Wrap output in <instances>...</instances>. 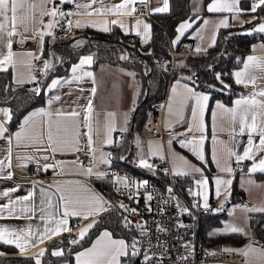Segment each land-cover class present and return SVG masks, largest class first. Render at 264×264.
I'll return each instance as SVG.
<instances>
[{"label": "crops", "instance_id": "obj_1", "mask_svg": "<svg viewBox=\"0 0 264 264\" xmlns=\"http://www.w3.org/2000/svg\"><path fill=\"white\" fill-rule=\"evenodd\" d=\"M244 1V3H243ZM32 2L38 5L37 8V20L28 24L29 31H24V25L18 24V33L22 35H17L13 37V46L12 51L16 53L14 57L16 63L15 66H9L11 70V76L14 84H23V83H30L32 88H40V80L39 77L42 73H33L31 71V64L32 60L35 57H41L43 61L49 60L45 56V49L47 45L48 38L52 36H45L44 37V44H43V52H40V44L39 39L33 38V33L35 31L41 30V25L39 23V5L41 4V0H32ZM60 2V0H56V3ZM81 2H86V0H81ZM121 0H104V3L107 5L117 4L120 3ZM210 0H208L205 5L202 4V0H194L193 3V13L187 16L184 19H181L177 23V29L179 25L183 22H188L191 26L184 30L183 34L177 32L171 38V46L172 48H182L183 44H187L188 50L191 52H205L208 48L213 44V40L215 41L217 38V34L219 29L221 28L219 22L222 19H227L229 26L234 25H241L247 21H251L257 18L258 13H251L248 11L254 0H240L239 7L243 10L241 13H210L207 11V5L209 4ZM100 5H94L93 7H99ZM162 6V0H148L147 8L152 13L151 9L153 7ZM203 8L206 9L203 12ZM75 10V4L71 3V11ZM145 10H137L134 16L122 17L125 21V24L128 26V32L126 33L124 29H122L118 24H109L108 27L111 29L113 26H117L122 33L126 34L127 36L133 32H136L135 28L133 27L135 21L137 19L143 20L144 22L151 25L150 16L145 12ZM153 14V13H152ZM67 19L75 20L81 19L82 21L85 20H102V19H117L115 16H108V17H101L93 15L91 17H76L71 16L67 17ZM49 17L45 16L44 21L47 23ZM207 21V23H205ZM260 23H264V18H260L255 20L249 27L248 30H254L258 27ZM100 25L96 27H81V28H93V29H100ZM77 29L73 26L71 29L67 28L66 20L60 21V26L53 29V36L64 34L65 32L73 31ZM79 29V28H78ZM141 35L137 38L141 45L146 44L143 42V27L141 26ZM188 33V34H187ZM188 36L191 38L190 40L186 39L179 43L182 36ZM179 36L178 42L174 43ZM24 38L23 43H19L18 41L21 38ZM150 37H151V30H150ZM5 41H0V52L6 51L4 49ZM197 48L202 49L201 51H196ZM28 53H33V56H29ZM91 55L93 57V61L90 65H84L80 69L77 70L75 73V77H81L80 79L74 78V74L71 72V68L73 65L79 63V60L84 57ZM253 56L259 59L264 60V35L252 41L250 49L246 51L242 57L241 62L235 66L232 70V76L234 77V73L236 71H240L243 69L244 63L247 62V57ZM250 71H254L258 73V69H251ZM92 73V76H87L85 73ZM128 73H135V77L128 75ZM44 75V74H43ZM36 77V80H31V77ZM183 77L171 79L165 93L164 99V113L162 118V131L160 133H151L145 128L142 131L135 135L133 141L135 144V159L137 164H139V160L141 155L143 158L147 159L150 164L154 167L159 168L164 172L163 167L157 166L158 162H165L164 167H169L173 172L175 171H188L190 174L187 176L192 177V185L190 189L192 191H202L203 189L195 184L196 180H200L204 177L208 179V196H209V209L212 212H224V216L222 218V222L216 225H213L209 231L211 235L217 234L219 232H223L220 230V225L225 224V221L230 216L233 220L232 223H238L236 226L242 229V233L244 234L243 239L241 242H237L234 240H225L222 243V249H241L242 253L248 251L249 246L255 249L256 251H248V255H243V262L239 264H264V256H261V250H264V242L257 243L254 241H247L248 236H256L253 232L252 224H251V217L252 214L257 211L246 212L243 211L245 207L251 208H264V173L250 172V168L252 167L253 161L245 160L242 161V168L234 173H224L221 172L220 169L225 167L234 168L235 159L234 157L229 156L228 150H234L239 153H242L245 143L247 140V136L238 137L237 139L240 143L237 146L235 140H233L230 136L231 125L230 122L223 114L215 108V103L217 101L222 102L228 107L234 106V101L240 97L241 94L248 95L254 89L249 86L247 88L244 87V91L240 92L238 95H235L232 101L227 102L221 97H212L211 91L209 89H202L197 88L194 84L192 79H188L189 77L182 73ZM61 79V86H58L55 90L48 93L46 100L44 103L37 104L30 109H28L22 116L19 125L13 129H9L8 123V133H14L20 130L22 126V122L26 116L34 111H38L41 108H44L46 111L48 110H63L65 112L72 111L73 109L80 110L82 106L87 105L88 100H92V105L94 109V114L96 119L99 121L101 137L103 138V125L106 120L111 119L114 121L115 130L112 132V144H103L100 145L99 139L94 136V139H97L96 147L100 150L97 153L99 157L100 152L110 154V164L99 163L93 167V173L102 172L104 173L110 167H118L113 165V151L115 146L122 141L124 135H121L120 132L123 131L122 129L126 128L124 133L128 132L132 114L136 105L141 100V90L142 84L141 80L139 79L135 69L131 66L122 64V63H113L109 61H99L96 62L95 56L90 51L82 52L74 61H72L69 71L66 74H54L50 77L47 82V85L51 83L53 79ZM93 78L94 81L93 82ZM17 80L23 81V83H17ZM64 80L69 81L68 83H64ZM180 81L181 85L187 84L190 87H193L197 92L207 94L210 97L208 102V107L204 114V125L205 131L203 133L205 140L202 146V151L204 155V160L201 161L198 157L192 154L188 148H182L178 141L183 139H190L192 137V133H187V135H183L185 133L186 128L190 122V109L191 105L184 110V122L181 123L180 117L178 115L179 106L176 103H172V113L168 112V107L171 101V89L173 86L176 85V82ZM95 87L96 93L95 96H92L91 89ZM181 89H178V91ZM47 91V89H46ZM59 95L61 99L59 101L53 100L51 106L48 105L49 98L55 97ZM0 108H9L7 104L0 103ZM217 113L215 120L213 119L212 113ZM108 113H114V117L109 118ZM125 114H127V123H125ZM2 119V117H0ZM41 119L47 120V117H35V120L40 121ZM83 132V129H82ZM7 135V134H6ZM197 137L201 135V133H196ZM128 138V137H127ZM215 139V143L213 140ZM169 140L172 141L171 145H169ZM258 141V138H257ZM27 141H22L20 146L16 145L15 139L13 138V142L11 145L12 148V165L11 169H5L3 173H0V193L18 187V191L10 193L9 197H4L0 195V204H6L9 199H16L17 197H22L28 194L29 191H35L34 203L37 207L36 216L32 220H28L26 218H14L9 217L7 211H5L2 218H0V228H8V229H27L29 225L33 227V236L36 235V229H39L41 232L43 227L45 226L46 221H41L39 219L40 212L39 206L40 201L42 199L40 188L43 187L49 192L55 193L56 188H66L72 187L80 191V193L84 196L91 195L92 193H98L105 199V194L102 189V186L107 183V179L105 177H98L96 175H84L82 174V169L79 167V164L71 163L73 161H77V152H68V153H56L53 156L50 155L49 160L44 161L43 159H39L42 153H38L34 150L33 147H26L24 146ZM87 140L86 137L83 135L81 136V147H86ZM7 148L8 144L7 141L3 138H0V159H4L7 155ZM87 148V147H86ZM160 148L161 154L153 155L152 152L154 149ZM173 153L177 154L179 157H184L189 164L183 165L180 160H173ZM215 153V160L213 159V154ZM161 155L163 159H161ZM17 157H36L38 159V163L36 160H27L21 159L18 160ZM259 159V157L257 158ZM56 161H64L65 166L63 171L59 167V165L50 168L46 171L45 175L42 176H31L30 171L34 167L42 166L45 163L54 164ZM80 161V160H79ZM218 161V165H217ZM25 165L23 167L18 165ZM84 167L87 168L83 163ZM140 165V164H139ZM191 166H195L202 170V175L200 172H194L191 169ZM127 168V167H126ZM11 171L13 176L11 179L2 178L3 176L7 175V172ZM138 174V173H137ZM165 174V173H164ZM139 176H147V175H140ZM183 176V175H182ZM220 177L222 179H230L232 181L231 185L227 188V190L222 189V194L217 197L215 194V183L214 179L216 177ZM251 181V182H250ZM36 182V183H34ZM234 186H236L237 190L243 193L252 203L250 205L244 203L240 204L235 201L234 198ZM190 200L184 203V208H188L189 211L196 217V222L199 224V216L196 212V209H201L202 203L198 207H194L198 203V201L202 202V197H194L190 193ZM58 194L52 198V204L55 205L57 203ZM31 202H25L24 205H17L16 206V216H26L28 214L20 213V208L23 206H28ZM223 205V208L221 206ZM239 205V206H237ZM46 207V205H45ZM219 209V211H217ZM234 211V215H229L230 212ZM54 211V209H53ZM103 213V212H102ZM101 213V214H102ZM100 214V215H101ZM96 216L95 219L97 220L98 217ZM242 217V218H241ZM91 220H83L79 217H69V227L76 233L85 227ZM107 229L109 231L113 230L108 226L101 227L95 235L91 238V240L82 247L76 249L74 251V263L75 264V255L79 251H83L85 248L91 247L92 242L95 241L96 237L99 235L101 231ZM246 233V235H245ZM66 235V232H64ZM55 237V236H53ZM52 237V238H53ZM114 238H123L129 241L125 236L121 234H116L113 232ZM10 237H5V239H9ZM261 238V237H260ZM75 239H78L76 236ZM197 236L195 237V240ZM50 239H46L43 243H37L33 246L31 243L26 245L27 250L23 253H30L33 255L34 259L36 260L39 258L42 260V257L38 256V253L41 249L46 248L47 241ZM5 244L12 245L16 251H10L5 248ZM53 251L62 249L61 246H54ZM210 254L218 255V253H213L211 250L207 249ZM14 252H19L14 243H5L3 240H0V254H11ZM210 264H221L220 261L214 260L210 262Z\"/></svg>", "mask_w": 264, "mask_h": 264}, {"label": "snow or ice", "instance_id": "obj_2", "mask_svg": "<svg viewBox=\"0 0 264 264\" xmlns=\"http://www.w3.org/2000/svg\"><path fill=\"white\" fill-rule=\"evenodd\" d=\"M65 3H74L75 10L71 12H62L60 11L59 6L56 3V0H41L39 5V23L41 25V30L35 31L33 33V38L39 39L40 52H43V44L45 36H53V29L60 26L61 20H66L67 28L71 29L73 26L76 28L81 27H96L100 25L101 31L109 32V24H118L125 32H128V26L125 24V21L122 17L134 16L137 12L136 5L137 3L147 6L148 0H121L120 3L107 5L104 3V0H86V2H81V0H60V4ZM240 0H210L207 5V11L210 13H236L239 14L243 10L239 7ZM99 4V7H93L94 5ZM37 8L38 5L32 0H0V41L4 42V49L6 51L0 52V71L7 72L9 66H15L16 53L12 51L13 46V37L17 35H22L18 33V24L24 25V31H29L28 24L37 20ZM264 8V0H254L251 8L248 10L251 13H255L257 9ZM152 13H167L169 12V0H162V6L153 7L151 9ZM93 15L108 17L115 16L117 19H102V20H85L81 19L73 20L67 19V17L76 16V17H91ZM49 17L47 23L44 21V17ZM251 23V21H248ZM207 23V21L205 22ZM221 27H229L227 19H222L219 22ZM141 26L143 27V42L148 43L150 39V30L151 25L144 22L143 20L137 19L134 24L136 30V35H141ZM191 25L188 22H183L179 25L177 32L183 34L184 30L189 28ZM254 31L264 33V23H260ZM179 36L174 43L178 42ZM19 43L24 42L22 37ZM82 41H78L76 46L82 44ZM215 41L213 40V44ZM202 49L197 48L196 51H201ZM29 56H33V53H28ZM39 58V57H35ZM121 59H127V57H121ZM93 61L91 55L84 56L79 60V63L73 65L71 72L74 74V78L80 79L81 77H75V73L84 65H90ZM44 74L47 75L48 69L51 67L49 61L45 60L44 62ZM251 69H258V73L250 71ZM87 76H92V73H85ZM128 75L135 77V73H128ZM235 83L237 85H243L245 88L251 86L254 90L248 95L241 94L238 99L234 101L233 107H228L222 102L217 101L215 103V108L219 110L224 117L228 119L231 125L230 136L233 140L236 141L237 146L240 141L238 137L247 136L245 147L242 153L229 149V156L234 157L236 163H240L245 160L253 161L250 172L264 173V60L257 57L249 56L247 57V62L244 63L243 69L236 71L234 73ZM188 79H191L189 77ZM216 79L220 81L222 91L228 89L231 86L224 84V81L220 79V74H217ZM31 80H36V77H31ZM69 81L64 80V83ZM93 82L94 78H93ZM17 83H23L21 80H17ZM58 86H61V79H53L49 85L44 87L47 91L51 92L55 90ZM214 87V86H210ZM178 89H181L178 91ZM36 94H39L42 89L37 87L32 90ZM96 88L91 89L92 96H95ZM171 101L168 107V112L172 113V103H176L179 106L178 115L180 117L181 123L184 122V110L191 105L190 109V122L188 127L185 130L183 135L187 133H192L190 139L179 140L178 143L182 148H188L193 155L198 157L201 161L204 160V155L202 151V146L204 144L205 137L203 135L205 131L204 125V114L208 107V102L210 100L209 95L197 92L193 87L188 86L187 84L181 85L180 81L176 82V85L171 89ZM61 97L56 95L55 97L49 98L48 105L51 106L53 100L59 101ZM109 118L114 117V113L107 114ZM47 117V120L41 119L40 121L35 120V117ZM213 119L215 120L217 113L214 111L212 113ZM0 138H3L7 141V155L4 159H0V173H3L5 169H11L12 165V142L13 138L15 139L16 145L20 146L22 141H27L24 146L33 147L34 150L38 153H42L39 159L44 161L49 160L50 155L54 157L56 153H68V152H83L84 148L81 147V136L86 137L87 140V150L91 153V163L96 166L99 163L110 164V154L100 152L99 157L97 153L100 151L95 145L97 139H99L100 145L103 144H112V132L115 130L114 121L108 119L103 125V138L101 137L99 121L96 119L94 114V109L92 105V100L89 99L87 105L82 106L80 110L73 109L72 111L65 112L63 110H48L44 108L34 111L26 116L22 122L20 130L14 133H8L7 123L12 119V112L9 108H0ZM125 123H127V114H125ZM83 129V132H82ZM126 131L127 129H122ZM196 133H201L197 137ZM7 134V135H6ZM94 136L97 139H94ZM258 138V141H257ZM172 141L169 140V145ZM215 143V139L213 140ZM153 155L161 154V149L156 148L152 152ZM259 157V159H257ZM18 160L27 159V160H36V157H17ZM123 159V157H121ZM161 159L163 156L161 155ZM180 160L183 165H188L189 162L184 157H179L177 154L173 153V160ZM213 159L215 160V153L213 154ZM64 161H56L54 164L45 163L42 166H38V171H47L50 168H53L57 165L63 171L65 166ZM71 163H78L79 167L82 169V174L84 175H96L98 177H104L107 173L96 172L93 173V167L85 168L83 162L77 160ZM141 167L146 169H152L153 165L148 162L147 159L141 158L139 160ZM218 165V161H217ZM18 166H25L23 164ZM219 166V165H218ZM192 171L200 172L202 175V170L191 166ZM221 172L231 174L233 169L225 167L220 169ZM167 171V170H165ZM188 171H175L174 175H189ZM13 173L11 171L7 172L6 176L2 178L11 179ZM116 183L122 184L124 187H128L129 181L127 178L116 177ZM251 182V181H250ZM36 183V182H34ZM135 184V182H133ZM208 179L204 177L200 180H196L195 184L201 187L202 191H192L189 189V192L194 197H202V202L198 201L194 207L200 206L205 210H208L209 205V196H208ZM215 183V194L219 197L222 194V189L227 190L231 185L232 181L230 179H222L219 176L214 179ZM147 185V181L142 182L141 185ZM18 191V187L8 189L0 195L4 197H9L10 193ZM169 192L171 189L169 188ZM40 193L42 199L40 201L39 219L41 221H46L45 226L43 227L42 232L39 229H36V235L33 236V227L28 226L27 229H8L0 228V240H3L5 243H14L15 246L20 249L23 253L27 250L26 245L31 243L35 246L37 243H43L46 239H52L53 236H59L64 232H71L72 229L69 225V217H79L83 220H91L85 227L81 228L78 233V239H72L69 241L70 244H79L83 241L89 231L97 226L99 223L95 217L100 215L102 212L107 211L108 201L104 199L98 193H92L91 195L84 196L75 188L66 187V188H56V192L52 193L46 190L45 188H40ZM35 191L31 190L27 195L22 197H17L16 199H9L6 204H0V218L3 217L5 211H7L9 217L14 218H26L32 220L36 216L37 207L34 203ZM58 199L55 205L52 204V198L57 196ZM148 199L151 200V195L148 196ZM25 202H31L28 206H23L20 208V213L28 214L26 216H16V206L24 205ZM46 205V207H45ZM121 208L136 212V209H127L125 205L121 204ZM223 208V205L221 206ZM54 209V211H53ZM183 212H189L188 208H183ZM219 211V209H217ZM235 209L229 213V215H234ZM243 211H259L264 212V208H247L245 207ZM126 223L125 227H129L131 224L130 221H127V218H124ZM141 228V235L144 234L143 227ZM181 227H185L181 225ZM243 230L236 227L232 223H226L222 234L227 233H236L242 232ZM246 235V233H245ZM5 237H10L5 239ZM141 241L132 238L131 241H127L123 238H114L113 232L107 229H104L96 237L95 241L92 242L91 247L85 248L83 251H79L75 255V264H121L122 257H136L141 255V249L138 247ZM184 247H189V245H184ZM46 249H41L38 253L39 257L45 255ZM225 251H230L225 249ZM248 251H256L255 249L249 246ZM248 251L243 252V255L247 256ZM53 256L61 257L65 255L63 249L55 250L51 253ZM261 256H264V250H261ZM143 259L145 264L152 259L147 253H144ZM181 259H187L186 256H182ZM36 264H41L39 258L36 259Z\"/></svg>", "mask_w": 264, "mask_h": 264}, {"label": "trees", "instance_id": "obj_3", "mask_svg": "<svg viewBox=\"0 0 264 264\" xmlns=\"http://www.w3.org/2000/svg\"><path fill=\"white\" fill-rule=\"evenodd\" d=\"M208 0H202V4ZM194 0H169V12L153 13L151 19V37L148 43L141 45L140 42L128 41V36L117 27L113 26L109 32H104L93 28H77L64 34H59L48 38L45 49V56L49 58V63L53 66L46 81L54 74H66L69 71L72 61H74L82 52L90 51L94 54L96 62L109 61L113 63H122L135 69L139 79L141 80L142 90L140 99L145 92V78L150 69L148 76L149 93L137 108L132 129V141L136 134L140 133L144 128V120L147 113V106L154 100L165 96L167 86L171 79L183 77L182 73L196 72L198 79L193 80L197 88L209 89L212 97H221L225 101H232L235 95L244 91L242 85H237L232 76V70L237 66L246 51L250 49L252 41L264 35V33L248 30L250 25L257 19L264 18V8L257 9V18L241 25L221 27L218 31L215 43L212 44L205 52H193L187 54L176 55L177 62L170 74L171 38L177 30V23L193 13ZM244 3V1H243ZM206 9L203 8V12ZM188 34V33H187ZM182 36L179 43L188 39V36ZM86 40H89L85 43ZM78 41L83 43L79 46ZM223 51H231L225 53ZM129 52V56H126ZM127 59H121V57ZM60 59V62L57 61ZM39 77L40 86L42 84L43 75ZM220 74V79L224 84L230 85L228 89L221 90L223 85L216 79ZM214 86V87H210ZM34 88L30 83L14 84L11 76V70L7 72L0 71V103L8 105L12 112V119L8 122L9 129L17 127L21 121L23 114L31 107L44 103L47 98L48 91L43 87L39 94L33 92ZM124 133L122 141H120L113 151V165L118 167H127L140 175H147L149 178L164 182L165 174L157 167L146 169L136 166L135 144L127 156V160L121 159L128 152L130 144ZM192 185V177L183 175L179 181V192L184 203L189 201V189ZM237 188L234 186V191ZM199 216V224L195 220V237L197 243L201 244L204 249H209L213 253L221 251L222 243L225 240H234L241 242L244 234L242 232L211 235L209 233L211 227L222 222L225 215L224 212H212L210 209H196ZM97 226L89 231L85 239L79 244H70L66 235L62 233L47 241L46 252L42 257L41 264H73L74 251L83 245H86L95 233L103 226H108L116 234H121L130 240L134 233V228L125 227L121 216L116 211L103 212L97 219ZM253 232L260 236L264 242V212H255L251 217ZM54 246H61L65 252L64 256H53ZM5 248L10 251H16L12 245L5 244ZM0 264H36V260L30 253L14 252L11 254H0ZM121 264H139V256L122 257Z\"/></svg>", "mask_w": 264, "mask_h": 264}, {"label": "built area", "instance_id": "obj_4", "mask_svg": "<svg viewBox=\"0 0 264 264\" xmlns=\"http://www.w3.org/2000/svg\"><path fill=\"white\" fill-rule=\"evenodd\" d=\"M62 12H71V3H57ZM137 10H145L149 16H153L147 6L139 3L136 5ZM139 36L136 32L128 35V41L134 42ZM128 52H126L127 54ZM172 64L169 69L174 67L175 58L178 54L193 53L187 48V44H183L182 48H172ZM128 55V54H127ZM43 59L34 58L31 64L33 73L44 72ZM192 80L199 78L196 72L185 73ZM164 99H156L147 106V113L144 120V128L151 133H160L162 131V118L164 113ZM124 134L123 131L120 132ZM83 152H77V158L86 166L91 167V153L86 147H83ZM165 162H158L157 166L163 167L165 178L164 182L154 180L148 176H139L126 167H110L104 173L107 183L102 186L105 194V200L108 201L107 211H116L120 214L124 223L130 221L129 227L134 228L129 241L133 237L141 241V255H139V264H145L143 255L147 253L152 257L147 264H210L214 260H218L221 264H239L243 262V253L241 249H222L218 255H212L207 249H204L201 244L195 240V216L188 212H183L184 202L179 192V181L182 175H174V172L169 167H164ZM242 168V163H234L233 172L236 173ZM167 170V171H165ZM46 171H38V167H34L30 171L31 176L45 175ZM127 178L129 181L128 187L116 183V177ZM147 181V185H141ZM135 182V184L133 183ZM169 188L171 192H169ZM152 199L149 200L148 196ZM235 201L240 204L250 205V201L243 193L236 191L234 193ZM123 204L127 209H136V212L125 210L120 205ZM184 225L185 227H181ZM143 227L144 234L141 235ZM76 233L72 230L66 232V237L70 240L76 238ZM247 241L262 243L263 239L256 236H248ZM189 245V247H184ZM186 256L187 259H181Z\"/></svg>", "mask_w": 264, "mask_h": 264}, {"label": "water", "instance_id": "obj_5", "mask_svg": "<svg viewBox=\"0 0 264 264\" xmlns=\"http://www.w3.org/2000/svg\"><path fill=\"white\" fill-rule=\"evenodd\" d=\"M89 40H86L85 43H87ZM60 62V59L57 61V63L55 65H57L58 63ZM54 66V65H53ZM51 66L49 69H48V72H47V75L44 74V77H43V80H42V84L40 86V88L42 89L45 84H46V81H47V78H48V75H49V71L50 69L53 67ZM149 72H150V69L146 75V78H145V84H146V87H145V92H144V95L143 97L141 98V100L138 102V104L136 105V108L134 109L133 111V114H132V118H131V122H130V126H129V129H128V133H127V137H128V140H129V144H130V147H129V150L128 152L125 154L124 156V160H127V156L130 154L132 148H133V141H132V129H133V122H134V118H135V113H136V110L138 108V106L144 101L147 99L148 97V93H149V83H148V76H149ZM136 166H139L141 167L139 164H137Z\"/></svg>", "mask_w": 264, "mask_h": 264}, {"label": "rangeland", "instance_id": "obj_6", "mask_svg": "<svg viewBox=\"0 0 264 264\" xmlns=\"http://www.w3.org/2000/svg\"><path fill=\"white\" fill-rule=\"evenodd\" d=\"M222 52H225V53H230L231 51H223L222 50ZM128 54V55H127ZM126 54V56H129V52ZM171 62H172V58H171ZM176 62H177V58H175V63H174V66H175V64H176ZM172 63H170V65H171ZM174 68V67H173ZM170 70V69H169ZM172 71H173V69H172ZM170 74H171V70H170ZM124 158V157H123ZM237 206H239V205H237ZM242 218V217H241ZM232 219H231V217L229 216L228 218H227V220L225 221V224L226 223H232ZM225 224H222V225H220L221 227H220V230H223V228H224V226H225ZM232 224H234L235 226L238 224V223H232ZM237 227V226H236Z\"/></svg>", "mask_w": 264, "mask_h": 264}]
</instances>
